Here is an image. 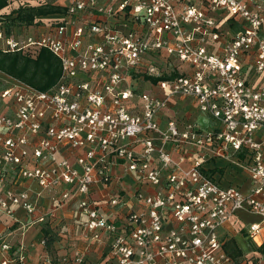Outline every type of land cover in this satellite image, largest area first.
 Returning a JSON list of instances; mask_svg holds the SVG:
<instances>
[{
	"label": "built area",
	"instance_id": "obj_1",
	"mask_svg": "<svg viewBox=\"0 0 264 264\" xmlns=\"http://www.w3.org/2000/svg\"><path fill=\"white\" fill-rule=\"evenodd\" d=\"M24 30L1 28L0 49L47 48L60 74L46 90L9 76L0 91L13 106L0 108V264H26L28 228L74 198L83 237L105 246L102 264H263L264 0H69ZM175 98H192L210 124L162 123ZM233 170L245 190L227 182ZM116 180L123 188L110 190ZM92 186L107 190L114 217ZM239 211L256 218L240 259L218 235ZM39 242V264L86 263L85 250L56 261Z\"/></svg>",
	"mask_w": 264,
	"mask_h": 264
},
{
	"label": "crops",
	"instance_id": "obj_2",
	"mask_svg": "<svg viewBox=\"0 0 264 264\" xmlns=\"http://www.w3.org/2000/svg\"><path fill=\"white\" fill-rule=\"evenodd\" d=\"M104 2H112L114 0H102ZM6 10V9H5ZM212 16H215L216 19H220L218 12L211 13ZM228 17V15H227ZM43 19L42 18H37ZM222 23L224 26L226 24H240L238 21L227 20L226 17H222ZM237 25H234V27ZM233 28L229 27V32H233ZM32 31L31 29L29 30ZM1 45V42H0ZM213 49L218 47V43L214 42ZM10 83V77L2 72H0V91ZM0 108L6 114H10L13 110V106L9 101L0 100ZM160 119L162 123H164L167 119H175L178 121L179 125L183 122H194L201 127H206L210 124L209 116L203 112H200L196 106L195 101L192 98L185 99H173L169 102L167 107L161 112ZM174 157H178V154L174 153ZM222 165L224 164L221 163ZM186 165V163H184ZM220 173L224 172V169L217 168ZM233 174L227 173L225 175L227 182H235L244 190L248 186V180L244 178L241 173H238L236 170L232 171ZM126 183L121 182V180H116L113 185L110 187L111 189L115 188H123V183L129 185V179H124ZM225 181V180H224ZM226 182V181H225ZM226 182V183H227ZM26 186H29L33 190L39 189L36 182L32 180H28L25 182ZM51 191L42 190L40 197V204L43 209L50 211L52 207V202L50 199ZM107 195V190L102 189L99 186H92L90 189L91 198L98 201L99 206H101L102 210H104L111 218L115 216L117 213L113 207H111L107 202L105 196ZM16 215L20 220L25 219L24 210L21 208H17ZM256 219L254 216H250L245 214L242 211L237 212L230 221L224 226L220 227L218 230V235L224 240L223 249L224 251L229 253H235L239 251L238 255H231L234 258H241L243 254H249L252 246L249 240L246 238L243 227L250 220ZM83 220V215L79 212L78 205L76 199H70L62 206L58 207L52 216L46 217V222L42 224H34L28 228L27 233L25 235V241L28 245H32V250L28 253V259L26 264H39V253L43 251V247L40 245V240L43 238V230L44 228H48L51 232L55 233L56 236H64L66 233L69 235L72 231L76 240L78 241L76 245H74V249L85 250L86 251V263L85 264H102V258L104 256L105 246L104 244H98L95 241L86 239L82 235V231L80 228V223ZM66 223L63 224V222ZM71 223V225H69ZM60 228V229H59ZM60 244L55 246L56 249H59ZM51 250V249H50ZM51 252V251H50ZM53 253V252H52ZM54 254V253H53ZM58 256H64L68 254L66 252L58 251ZM84 264V263H83ZM264 264V262H263Z\"/></svg>",
	"mask_w": 264,
	"mask_h": 264
},
{
	"label": "trees",
	"instance_id": "obj_3",
	"mask_svg": "<svg viewBox=\"0 0 264 264\" xmlns=\"http://www.w3.org/2000/svg\"><path fill=\"white\" fill-rule=\"evenodd\" d=\"M11 1L13 0H0V29L3 28L7 36L15 35L13 34L15 33L13 32L14 26L18 25L25 29L29 25L41 22L43 19L36 20L39 17L49 18L65 11V6L45 4L40 1L30 2L29 0H20L16 6L11 7L14 4ZM0 72L39 90H46L57 81L60 74V63L47 48H40L33 54L0 49ZM43 238L45 247L50 250L55 241V234L48 228H44ZM239 253L237 251L229 254L238 255Z\"/></svg>",
	"mask_w": 264,
	"mask_h": 264
},
{
	"label": "rangeland",
	"instance_id": "obj_4",
	"mask_svg": "<svg viewBox=\"0 0 264 264\" xmlns=\"http://www.w3.org/2000/svg\"><path fill=\"white\" fill-rule=\"evenodd\" d=\"M19 1L20 0H13V1H11V3H14V4L11 5V7L12 6H16V4ZM29 1L30 2H39L40 1L41 3H45V4H56V5H61V6H65L69 2V0H29ZM4 16H7V15H4ZM7 22H8V20H7ZM13 32H15L13 34H15V36L18 37V38L23 37L24 36V33H26V31L24 29H22V27H20L18 25L17 26H14ZM64 223H66V221H64L63 224ZM69 225H71V223ZM77 242L78 241L76 240V237L74 236V234L72 233V231H71V233L69 235L67 233L64 236H56L55 235V241L53 242V244L51 246V250H49V251H51L50 253H51L52 257L56 261H58L57 258L59 256L56 253H58V251L70 253L74 249V245H76ZM59 244L61 246H59V249H56L55 246H57Z\"/></svg>",
	"mask_w": 264,
	"mask_h": 264
}]
</instances>
